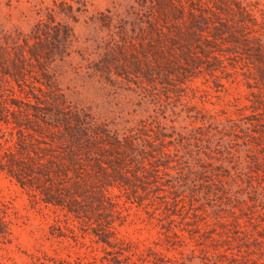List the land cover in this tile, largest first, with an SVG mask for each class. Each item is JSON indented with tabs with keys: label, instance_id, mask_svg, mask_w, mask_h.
Returning <instances> with one entry per match:
<instances>
[{
	"label": "rangeland",
	"instance_id": "1",
	"mask_svg": "<svg viewBox=\"0 0 264 264\" xmlns=\"http://www.w3.org/2000/svg\"><path fill=\"white\" fill-rule=\"evenodd\" d=\"M238 1L264 19V0ZM148 3L0 0V45L31 37L50 13L72 28L70 55L51 65L58 107L127 138L144 167L135 179L131 164L130 190L109 187L78 216L0 171V264H264V81L224 45L216 61L195 50L193 62L179 52V66L154 63L132 35ZM34 135L30 149L47 147ZM21 138L0 133V155Z\"/></svg>",
	"mask_w": 264,
	"mask_h": 264
},
{
	"label": "trees",
	"instance_id": "2",
	"mask_svg": "<svg viewBox=\"0 0 264 264\" xmlns=\"http://www.w3.org/2000/svg\"><path fill=\"white\" fill-rule=\"evenodd\" d=\"M136 16L132 35L154 63L157 56L164 64L179 66V52L186 54L183 60L193 62L197 50L216 61L214 53L224 45V52L247 59L254 79L264 81V19L258 22L238 0H149ZM74 43L72 28L50 13L46 22L36 24L31 37L0 45V133L17 130L22 137L16 152L0 155V171L38 192L43 204L78 216L85 212L87 200L107 201V188L130 190L131 164L135 179L144 167L132 157L127 138L102 128L83 111L58 107L63 96L51 65L68 57ZM129 46L135 48L132 41ZM149 63L145 70L151 73ZM34 134L47 147L30 149L26 137ZM7 235V223L0 218V237Z\"/></svg>",
	"mask_w": 264,
	"mask_h": 264
}]
</instances>
